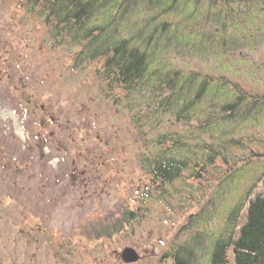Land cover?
Returning <instances> with one entry per match:
<instances>
[{"label": "rangeland", "instance_id": "rangeland-1", "mask_svg": "<svg viewBox=\"0 0 264 264\" xmlns=\"http://www.w3.org/2000/svg\"><path fill=\"white\" fill-rule=\"evenodd\" d=\"M167 2L130 0L88 22L153 37L152 72L128 88L85 58L72 20L0 0V69L12 76L0 79V264H174L180 250L210 264L231 212L262 190L264 0ZM204 78L218 86L198 101ZM8 84L33 102L15 106ZM171 154L182 174L159 184L158 156ZM121 205L137 214L100 240L97 222Z\"/></svg>", "mask_w": 264, "mask_h": 264}, {"label": "trees", "instance_id": "trees-1", "mask_svg": "<svg viewBox=\"0 0 264 264\" xmlns=\"http://www.w3.org/2000/svg\"><path fill=\"white\" fill-rule=\"evenodd\" d=\"M160 4L161 11L169 12L173 8L174 3H168L167 0H155ZM130 0H25V5L43 6L49 8L48 14L52 15L61 21H71L76 26L75 37L85 39L82 43L85 46V58L92 56L95 59H105L104 78L108 81L116 80L118 83H123L132 88L134 82L143 81L150 74L151 66L156 62L154 53L153 37L143 36L142 34L130 38L125 35L119 38L115 31L108 33L109 25L88 26V22L96 15V13H107L111 7H124L125 3ZM166 5L168 6L166 9ZM110 6V10L102 9ZM174 9V8H173ZM112 11V10H111ZM109 12L108 15L114 12ZM122 11V10H121ZM116 12V11H115ZM115 17L114 13L111 15ZM114 24V23H113ZM84 48V47H82ZM92 60V58H90ZM218 86L213 79L204 78L198 82V101L212 87ZM134 88V87H133ZM247 93L242 91V94L236 101H230L228 108L237 109L239 103L245 100ZM10 97L15 106L20 103L11 95ZM195 103L185 106V109H192ZM179 154H171L161 158L158 156L154 172L156 174L157 183L160 184V177L165 183H173L181 174L182 167L185 164ZM263 182L262 190L253 198L249 197V202L245 206L244 213L239 214L237 219V208L231 212L229 221L236 220L237 223L229 235L222 236L214 244L210 264H264V175L261 179ZM160 188V185H159ZM125 204V201H122ZM239 208V206H238ZM109 217H101L97 222L98 226L94 229L97 238L103 240L104 237H113L126 228L137 214L130 207L116 209L110 213ZM233 217V218H232ZM113 218V219H112ZM92 222V221H89ZM89 222L87 225H90ZM93 223V222H92ZM174 264H199L196 261L191 251L174 253Z\"/></svg>", "mask_w": 264, "mask_h": 264}, {"label": "flooded vegetation", "instance_id": "flooded-vegetation-1", "mask_svg": "<svg viewBox=\"0 0 264 264\" xmlns=\"http://www.w3.org/2000/svg\"><path fill=\"white\" fill-rule=\"evenodd\" d=\"M5 72H6V74L7 75H5ZM1 78H3L4 79V81H7V80H10L11 78H12V76H11V74L9 73V70L8 69H0V79ZM11 88V86L8 84V85H4V86H2V90H1V93H2V95H8L7 93H6V90H8V89H10ZM12 89V88H11ZM11 93L12 92H10V95H11ZM13 94H14V98L19 102V103H21V102H23V103H26L25 102V99L28 101V102H33L32 101V98H31V93H30V91H28V92H21V94H17V93H14L13 92ZM25 97V98H24ZM27 104V103H26ZM30 104H32V103H30ZM35 107V106H34ZM32 119V118H31ZM51 119L54 121V120H56V117L55 116H53L52 115V117H51Z\"/></svg>", "mask_w": 264, "mask_h": 264}, {"label": "water", "instance_id": "water-1", "mask_svg": "<svg viewBox=\"0 0 264 264\" xmlns=\"http://www.w3.org/2000/svg\"><path fill=\"white\" fill-rule=\"evenodd\" d=\"M124 257L126 258L127 261L133 262V261L138 260L140 255L136 249H134L132 247H128L124 253Z\"/></svg>", "mask_w": 264, "mask_h": 264}, {"label": "bare ground", "instance_id": "bare-ground-1", "mask_svg": "<svg viewBox=\"0 0 264 264\" xmlns=\"http://www.w3.org/2000/svg\"><path fill=\"white\" fill-rule=\"evenodd\" d=\"M126 24V23H125Z\"/></svg>", "mask_w": 264, "mask_h": 264}]
</instances>
